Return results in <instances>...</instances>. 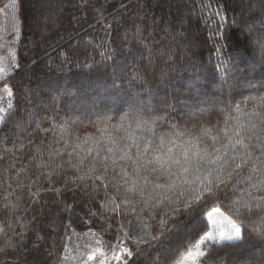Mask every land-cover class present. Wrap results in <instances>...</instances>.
Masks as SVG:
<instances>
[{
  "label": "trees",
  "instance_id": "1",
  "mask_svg": "<svg viewBox=\"0 0 264 264\" xmlns=\"http://www.w3.org/2000/svg\"><path fill=\"white\" fill-rule=\"evenodd\" d=\"M10 2L0 0V68L14 89L0 124V264H60L74 232L122 242L125 264H178L209 230L205 213L236 219L247 169L185 208L196 185L169 192L172 203L141 196L132 189L143 180L113 164L118 146L99 129L126 135L113 126L131 109L161 133L219 129L237 104L264 127V0H18L14 39ZM237 223L246 239L209 242L203 264H264V213L244 211Z\"/></svg>",
  "mask_w": 264,
  "mask_h": 264
},
{
  "label": "snow or ice",
  "instance_id": "2",
  "mask_svg": "<svg viewBox=\"0 0 264 264\" xmlns=\"http://www.w3.org/2000/svg\"><path fill=\"white\" fill-rule=\"evenodd\" d=\"M0 73H3L0 74V84L4 85L3 91L11 99L14 93L7 86V81L12 78V74L5 72L3 68H0ZM259 83L264 84V81ZM249 87H255V83L249 82ZM259 101L264 103V96L259 97ZM8 107L11 108L12 104L9 103ZM234 110L238 115H229L223 127L215 129L204 125L195 133L187 128L157 132L156 119H145L138 109L125 113L121 117L122 122L113 126L115 132L122 131L126 135L117 138L107 127L99 129L102 137L107 134L108 142L118 146L120 154L114 155L113 164L123 161L121 171L125 176L129 175L128 168L131 167L135 176L143 180V184L133 181L132 190L141 196L147 193L149 198L162 197L172 203L169 192L175 194L181 185L194 184L197 187L188 190L194 191L196 195L193 200L185 203V208H190L218 197L219 191L227 187L234 177H239L244 169L248 170L249 175L245 177L248 183L245 190L248 199L233 201L236 219L224 217L218 207L205 213L210 225L209 230L192 245V250L177 253L178 256L185 257L186 264H203L211 251L208 248L209 242L214 246L223 247L246 239L241 224L237 223L244 211L251 214L254 210H259L264 213V195H253V192L264 194V127L254 122L258 116L255 111L245 113L238 104ZM242 117H246L247 122ZM110 119L111 117H107L105 123ZM2 120L3 117H0V121ZM260 124L264 125V120H261ZM108 151L113 152V149L108 148ZM142 173L156 174L158 179H164L165 182L151 181ZM191 175H195V180L187 179ZM240 182L237 180L236 184ZM235 187L236 185H233L234 189ZM180 195H183V190ZM147 202L146 200L145 203ZM258 235L264 239V230ZM125 256L131 257L132 253L122 247V242L112 245L110 260L125 264ZM88 259L95 260V254L90 255ZM101 264L104 262L101 261Z\"/></svg>",
  "mask_w": 264,
  "mask_h": 264
},
{
  "label": "rangeland",
  "instance_id": "3",
  "mask_svg": "<svg viewBox=\"0 0 264 264\" xmlns=\"http://www.w3.org/2000/svg\"><path fill=\"white\" fill-rule=\"evenodd\" d=\"M7 9L8 13H10L11 20L9 28L7 27L6 32H8L9 36L13 37L14 39L16 38V35L20 30L18 17V0H11L10 4L7 5ZM1 19L2 16H0V20ZM7 86L10 87L14 93L13 86L10 82H7ZM3 87L4 85L0 86V117H3V120L0 121V124H2L6 120L14 105V95L10 99L7 94L4 93ZM9 103L12 104L11 108L8 107ZM221 212L223 213L224 217L231 218L222 210ZM1 229L2 224L0 221V231ZM111 247L112 246H108L104 240L96 237L90 232H74L72 233L68 241L65 253L61 259L60 264H101V261H103L104 264H117L116 261L110 260ZM93 254H95L96 259L90 261L88 257ZM178 264H186L185 257Z\"/></svg>",
  "mask_w": 264,
  "mask_h": 264
}]
</instances>
